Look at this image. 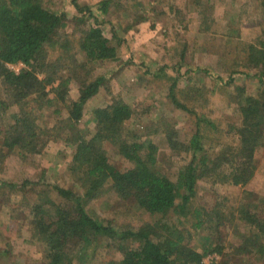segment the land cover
I'll return each instance as SVG.
<instances>
[{"label":"trees","instance_id":"obj_1","mask_svg":"<svg viewBox=\"0 0 264 264\" xmlns=\"http://www.w3.org/2000/svg\"><path fill=\"white\" fill-rule=\"evenodd\" d=\"M115 1L85 5L78 0H63L66 5L54 10L48 0H0V85L6 97L0 99V112H11L9 124L0 122V163L14 152L22 159L40 154L45 144L40 135L49 131L38 125L36 113L52 110L61 122L65 111L70 129L64 140L74 148L72 167L80 173L77 178L84 189L82 194H76L54 185L52 191L61 203H35L31 207V225L45 247L46 264H72L74 253L90 236L104 239L107 248L119 255L118 260L104 264H205L209 256L223 253L221 240L194 247L172 217L186 216L195 199L197 183L208 176L216 174L233 186L250 182L256 169L254 154L264 146V102L240 94L234 96L236 99L232 97L240 118V124L233 128L237 143L234 148L224 146L213 157L205 149L206 136L202 132L207 123L213 125L205 119L196 118V130L186 140H180L176 131L168 129L165 141L171 158L178 159L181 152L191 157L188 163H181L175 180L157 169L158 146L154 141L128 138L124 125L138 112L121 99L91 111L94 133L77 129L84 107L98 94L104 81L102 76L87 78L89 70L120 61L118 48L123 42L116 26L106 19L116 6ZM258 6L264 13V0H259ZM70 23L83 28L75 40L66 33ZM203 25V32L209 30L206 23ZM51 53L58 56L51 59ZM243 59L247 68L258 71L256 77L263 85L264 45H250ZM17 64L24 66L19 72L8 67ZM236 73L230 74L227 84L233 82ZM72 80L79 82L78 98L68 100ZM176 84L169 88L170 101L175 108L188 112L176 100ZM105 146L117 152L122 164L110 160ZM226 168L228 171L224 172ZM28 185L36 186L24 180L13 187L24 189ZM107 189L151 216L153 222L129 228L93 218L87 204ZM208 207L194 210L196 230H211L220 219L212 216L215 208ZM235 212L247 236L239 247L229 246L230 251L239 255L263 253L259 236H264V203L241 205Z\"/></svg>","mask_w":264,"mask_h":264},{"label":"rangeland","instance_id":"obj_2","mask_svg":"<svg viewBox=\"0 0 264 264\" xmlns=\"http://www.w3.org/2000/svg\"><path fill=\"white\" fill-rule=\"evenodd\" d=\"M99 1L78 0L85 5ZM65 5L63 0H48V6L54 10ZM115 5L106 19L116 26L122 39L118 48L120 61L89 70L87 78L102 76L104 81L98 94L84 107L77 129L94 133L91 111L121 99L138 112L124 125L126 135L137 141H154L158 146L157 169L171 180H175L181 163H188L191 157L181 152L178 159L171 158L165 141L168 129L176 131L180 140H186L196 130V118L205 119L213 125L207 123L202 130L209 155H217L224 146L234 148L237 139L233 128L240 124L234 96L240 94L264 102V76L261 85L256 77L258 71L247 68L243 59L250 45H264V13L259 9V0H117ZM205 23L209 30L203 32ZM82 30L81 25L70 23L66 33L75 40ZM106 34H111L110 29ZM49 56L54 59L58 53ZM8 67L19 72L24 66ZM164 67L166 70L160 73ZM233 72H237L234 80L227 84ZM174 82L176 100L188 112L175 108L170 101L168 91ZM79 87L77 80L71 81L68 100L78 98ZM0 99H6L1 85ZM10 114L0 112V122L9 124ZM36 117L38 125L49 131L40 135L45 143L40 154L22 159L14 152L0 163V264H46L45 247L31 225V207L35 203H61L52 191L54 185L76 194H82L84 189L77 178L80 173L72 167L74 148L64 140L70 129L65 121L67 113H61V122L52 110L36 113ZM105 150L110 160L122 164L112 147L105 146ZM254 164L253 178L245 186H233L216 174L199 181L186 216L172 217L194 247L221 240L223 253L209 256L205 264H264V252L239 255L229 249L239 247L247 236L235 210L241 205L264 203V146L257 148ZM24 180L36 186L13 187ZM203 205L213 206L212 216L220 218L211 230L193 227L194 210ZM87 211L97 220L129 228L154 220L108 189L87 204ZM261 235L259 241L264 244ZM118 259L119 255L107 248L104 239L90 236L74 253L72 264H104Z\"/></svg>","mask_w":264,"mask_h":264}]
</instances>
